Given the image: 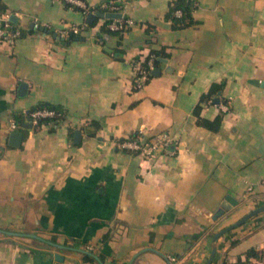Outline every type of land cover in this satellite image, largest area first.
<instances>
[{
  "label": "crops",
  "instance_id": "crops-1",
  "mask_svg": "<svg viewBox=\"0 0 264 264\" xmlns=\"http://www.w3.org/2000/svg\"><path fill=\"white\" fill-rule=\"evenodd\" d=\"M1 1L26 35L0 41V229L13 232H0V264H58L56 253L66 264H207L214 234L264 205V0H194L196 24L178 30L166 18L174 0H118L135 22L121 36L104 34L106 18L87 27L65 0ZM72 26L84 29L65 44L57 32ZM153 48L167 61L137 89L132 60ZM214 83L229 110L213 100L201 116L223 112L218 131L194 113ZM40 102L65 111L60 124L19 128L11 145L14 115ZM134 133L168 135L169 151L125 152ZM227 196L239 205L213 220ZM216 245L212 264L252 262L264 212Z\"/></svg>",
  "mask_w": 264,
  "mask_h": 264
},
{
  "label": "trees",
  "instance_id": "trees-1",
  "mask_svg": "<svg viewBox=\"0 0 264 264\" xmlns=\"http://www.w3.org/2000/svg\"><path fill=\"white\" fill-rule=\"evenodd\" d=\"M84 2V4L86 5V8L69 3L65 0L67 6H71L74 7L76 9L82 10L84 12L87 13V15H89V13L93 10H100L99 12H103L100 9V6H96V7H91L89 6L84 0H82ZM196 1L194 0H174L169 7L168 13L166 15V18L168 20L171 21L172 23V27L175 30L178 29H183L189 26H192L194 24H196V20L194 19L193 16V12L196 8ZM89 10V11H88ZM181 12L180 15H178V12ZM6 12H9L7 6L0 0V14H4ZM11 13V12H9ZM12 14V13H11ZM99 21V17L94 21V23L92 25H88L87 27H93L95 25H97ZM112 18L111 19H105V24H104V34H109V35H119L121 36L124 33V30H116L113 31L111 29H109L108 25L112 22ZM12 29L13 30H18L20 31V36L19 37H23L26 35V32L19 26L18 22H14L12 21ZM50 29L49 28H45L44 32H49ZM55 31H53L54 33ZM59 35V39L65 43V44H70L71 42H73L74 40H78L80 39L79 34H75L73 33V31H70L69 34L66 37H63L59 34V32H57ZM100 39L103 40V36L100 35L99 36ZM155 55V59H154V67H156L160 61V58L166 57V52L164 48H160V49H151V52L149 53V55ZM149 55H147V57H145V60L143 62V65L146 66V60L148 59ZM141 58V57H140ZM139 59V57L137 58ZM152 76V75H151ZM223 87V83H214L210 89L208 90V92L204 93L201 98H200V103L195 107L194 109V113L196 114V116L198 117V124L207 127L213 131H218L223 119V112L220 113L215 119L213 120H208L206 118H203L201 116V110L203 108L204 104H212L214 98L218 95V93L220 92V90ZM227 104L225 102H221L220 104ZM38 109H51L54 110L58 115L53 117V118H41L39 119L38 124L32 125L34 126V128H39L43 125H51L52 130H55L56 127L60 124L61 120L64 118L65 116V111L57 105L51 104L49 102H40L36 105H34L33 107H31L27 112H25L24 114L21 113H16L14 115V119L15 122L20 126L21 130H23L24 128V124L25 123H30L31 122V113L38 110ZM126 140H135L138 142H149L148 140H143L141 135L138 133H134L131 136H129L128 138L125 139H121L120 142L122 141H126ZM125 152H134L128 149H123ZM264 253V249L263 250H257V249H250L247 252V257H254L253 261H246V262H238L236 264H253V262L259 258H261V256ZM93 258V257H91Z\"/></svg>",
  "mask_w": 264,
  "mask_h": 264
},
{
  "label": "built area",
  "instance_id": "built-area-1",
  "mask_svg": "<svg viewBox=\"0 0 264 264\" xmlns=\"http://www.w3.org/2000/svg\"><path fill=\"white\" fill-rule=\"evenodd\" d=\"M69 3L81 6L86 8V5L82 0H66ZM101 11L104 13H121L122 14V3L118 0H106L102 2L100 5ZM89 11V10H88ZM100 10H93L90 13H96ZM86 13V12H85ZM89 13V14H90ZM87 14V13H86ZM181 12H178L180 15ZM12 14L6 12L4 14H0V41L1 42H13L20 36V31L12 29ZM112 22L108 25L109 29L116 30H128L129 27L134 25V20L131 18H125L122 14L121 17L112 18ZM36 27H40L39 22H35ZM84 28L79 26H72L70 28L62 29L59 31V34L63 37H66L70 31H73L75 34H80ZM154 59L155 55H149L146 60V66L143 65L145 58L133 59L132 60V69L134 72L133 75V84L135 88L141 89L145 86L146 81L152 75V70L154 69ZM220 109L223 112H227L229 110L228 104H220ZM58 114L51 109H38L31 113V124H38L39 119L41 118H53ZM19 125L14 121L12 122V129L14 131H18ZM119 146L122 149H128L134 152L141 153L145 158H151L155 156L157 151L161 148L169 151L171 146V139L168 135L164 134L157 141L152 142H138L135 140H126L119 142ZM264 249V248H263ZM262 249V250H263ZM174 258H171V261H174ZM253 264H264V253L261 258L255 260Z\"/></svg>",
  "mask_w": 264,
  "mask_h": 264
},
{
  "label": "water",
  "instance_id": "water-1",
  "mask_svg": "<svg viewBox=\"0 0 264 264\" xmlns=\"http://www.w3.org/2000/svg\"><path fill=\"white\" fill-rule=\"evenodd\" d=\"M122 14L121 13H104V12H96V13H90L88 15V18H87V23L89 25H92L94 23V21L98 18V17H101V18H107V19H111V18H115V17H121ZM12 21L14 22H17V17L16 15H12L11 17ZM41 30H45V27L44 26H41L40 28ZM54 36H57V33L54 34ZM160 61H163V62H166L167 60L164 59V58H160L159 59ZM159 71L158 68H155L153 70V74H156L157 72ZM27 87V84L26 83H22L21 86H20V91L21 92H24L25 89ZM214 103L215 104H219L220 103V99L219 98H216L214 100ZM32 124L31 123H25L24 124V127H31ZM80 136V133L77 132L76 133V137L78 138ZM22 140H23V133L21 131H13L11 132L10 134V140H9V143L13 146H20L21 143H22ZM239 205V202L234 200L231 196H227L226 199L221 203L220 205V208L215 212V213H212L211 216L213 218V220H217L219 219L220 217L224 216L225 214H227L228 212H230L234 207L238 206ZM261 212H264V205L262 206H259L253 210H251L249 213H247L245 216H243L240 220H238L237 222L219 230L218 232H216L213 236V239H212V246H213V249H212V253H211V256L207 262V264H212L213 260H214V257L216 255V251H217V245H216V242L217 240L225 233H227L228 231L244 224L248 219H250L251 217L261 213ZM0 232L1 233H6V234H13V232H10V231H5V230H2L0 229ZM30 235V234H29ZM32 235V234H31ZM35 236V235H33ZM57 247H63L59 244H55ZM55 260L58 264H66V257L62 254H59V253H56L55 254ZM73 264H79V262H75Z\"/></svg>",
  "mask_w": 264,
  "mask_h": 264
}]
</instances>
